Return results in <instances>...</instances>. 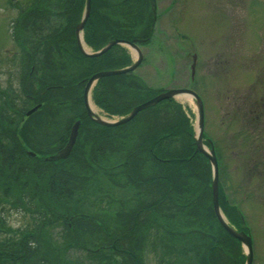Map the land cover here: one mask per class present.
I'll list each match as a JSON object with an SVG mask.
<instances>
[{
    "label": "trees",
    "instance_id": "1",
    "mask_svg": "<svg viewBox=\"0 0 264 264\" xmlns=\"http://www.w3.org/2000/svg\"><path fill=\"white\" fill-rule=\"evenodd\" d=\"M12 5L21 9L12 24V37L23 48L22 55L15 56L13 61L19 58L24 63L27 59L29 67L25 73L18 70L22 94L29 99L21 111L26 112L34 103L30 95L63 102L60 107L48 106L27 118L20 129L21 138L25 137L27 147H33L31 141L38 139L47 125L63 112L72 118L69 127L73 120L81 119L82 124L69 158L59 162L45 159L42 162L26 154L14 135L7 137L10 145L0 139V186L4 179L20 191L18 203L13 207L25 209L21 206L23 201L37 223L36 231L61 224L65 244L83 250L89 238L105 235L100 203L110 201L117 185L139 188L144 192L143 198H138L141 204L135 209L127 207L124 212L126 229H135L139 221L147 229L150 219L146 216L151 213L154 218L150 227L156 228V233L163 232L167 252L181 253V248L185 253L183 244L187 235L186 244L191 241L187 248L196 258L194 264H207L205 254L214 238L203 231L213 234L220 228L224 239H230L234 245L236 260L244 262L239 241L224 229L215 214L212 165L205 154L196 150V131L184 106L175 99H167L144 109L124 125L108 127L96 123L86 113L83 92L86 80L100 70L132 64L127 49L115 46L99 57L82 53L76 39V25L82 18L84 0H58L54 4L52 0H26L22 6L18 1H12ZM53 15L63 24L53 26ZM151 15L148 0H92V12L84 30L85 42L98 51L114 38L151 40ZM36 71L40 74L35 87L29 80ZM92 91L98 107L120 117L160 92L147 86L134 72L100 78ZM13 104L10 99L0 104V130H10L17 124L18 120L7 112ZM115 157L118 159L114 161ZM34 160L38 163H33ZM201 184H205L203 188ZM2 190L9 193L7 186ZM220 192L222 210L231 223H239L240 215L237 211L235 216L232 213L236 208L230 207L222 187ZM71 216L75 217L71 220ZM167 227L177 232L172 234ZM180 227L182 233H178ZM184 228L190 229L189 234L183 233ZM6 233L8 236L0 239V264H29L34 258L38 261L35 264H49L42 258L43 247L38 236H23L19 240L11 232ZM126 239L129 244H135V236ZM169 241H174V245L169 246ZM100 242L103 243L87 251L86 257L67 260V264H85L87 257L93 259L88 264H108L104 249L109 240ZM226 256L230 258L229 254Z\"/></svg>",
    "mask_w": 264,
    "mask_h": 264
},
{
    "label": "rangeland",
    "instance_id": "2",
    "mask_svg": "<svg viewBox=\"0 0 264 264\" xmlns=\"http://www.w3.org/2000/svg\"><path fill=\"white\" fill-rule=\"evenodd\" d=\"M12 1H18L22 6L26 0H0V91L6 89L10 102L15 104L7 112L18 121L11 128H7L11 131L18 130L21 146L25 143V137L21 138L20 129L28 116L22 115L21 118L18 112L25 109L29 99L22 94L18 69L25 73L29 67L25 70L18 68L15 61L14 77L8 72L11 69L7 63L8 57L21 53L19 45L12 37V24L19 17L21 9L13 6ZM57 1L52 0V3ZM157 3L160 19L156 23L151 41L141 45L146 59L134 71V75L142 78L150 88L165 91L175 87H191L203 98L204 132L208 139H212L217 151L223 192L231 207L237 205V209L232 212L234 216L238 209L243 212L245 223L253 235V264H264V147L261 145L264 126L260 123L264 122V0H157ZM51 19L53 26L62 22L56 15L51 16ZM85 48L91 50L87 46ZM127 51L132 60L136 58L137 52L134 48L127 47ZM195 53L198 54L199 60L195 83H191L193 60L189 54ZM35 73L29 84L32 83L36 87V78L40 73ZM176 99L184 106L195 131L198 130V108L193 98L186 101L179 97ZM3 100L0 97V104ZM91 101L94 102L93 97ZM33 104L28 108L35 107ZM94 104L98 108L95 113L101 118L112 122L120 119V116H111L95 102ZM258 112L261 118L255 119ZM71 120L69 116L67 120L63 119L58 130L65 124L70 125ZM253 123H260V129L257 128L256 132L253 131ZM2 125L6 126L5 122ZM205 147L210 150L208 143H205ZM31 150L36 151L32 147L27 151L24 149L28 155ZM48 157H45V160H49ZM117 159L118 157H115L114 161ZM114 161L113 163H116ZM25 163H28V160ZM33 163L37 164L38 161L34 160ZM250 172L256 174L251 177V174L248 175ZM1 182L0 239L8 236L6 232H11V235L19 240H22L20 238L23 236L36 234L39 244L43 247L42 258L49 264L50 261L51 264H67V260L84 258L88 255L87 251L103 243L100 242L104 239L103 236L97 235L89 238L86 249L68 247L62 238L64 233L61 231V224L48 225L41 232L36 231L37 223L23 201L21 206L25 209L13 207L19 200L18 188L4 179H1ZM6 186L8 194L2 190ZM139 192L132 189L128 194L116 189L110 196L111 202L106 201L115 204L120 196L126 198L123 199L126 202L127 196L133 193L135 205ZM96 212L97 209H94V214ZM232 220L234 221L233 218ZM150 224L146 226L148 232L152 228ZM181 230L180 227L179 231ZM111 239L113 238H108V244L112 243ZM92 260L85 258V264L92 263ZM147 260V264H159V259L154 255ZM36 262L38 261L34 258L29 264Z\"/></svg>",
    "mask_w": 264,
    "mask_h": 264
},
{
    "label": "flooded vegetation",
    "instance_id": "3",
    "mask_svg": "<svg viewBox=\"0 0 264 264\" xmlns=\"http://www.w3.org/2000/svg\"><path fill=\"white\" fill-rule=\"evenodd\" d=\"M157 7H158V11H157L158 17L155 21L156 23H158V21L160 19L159 18V16H160L159 5H157ZM167 10H168V8H167ZM91 12H92V9H91ZM146 23H148V22H146ZM152 23L156 24V23H154V14L151 15V24ZM120 38L124 39V40H128V41L131 40L132 42H135L136 47H138V49H140L142 54H143L144 58H143L142 62L145 61L146 57L144 56L143 49H142L141 45L146 44V42L148 40L147 37H145V38L144 37H141V38L140 37H134L130 40L122 38V37H120ZM120 38H114L113 40L120 39ZM120 45L125 47L123 44H120ZM120 45H114L113 47L120 46ZM125 48L127 49V47H125ZM19 49L22 50L23 48L19 47ZM111 49H112V47H111ZM27 51L28 52L30 51V47L27 48ZM22 53L23 52L21 51L20 55H22ZM189 55H190V57H192V60H193L192 63H193L194 62V56L191 54H189ZM15 56L16 55H14V56L12 55L11 57H8V60H7V63H9L11 66V69H9L8 72L12 77H14L13 75H14V66H15L14 64L15 63H13L14 62L13 58ZM41 58H42V56L39 57V60ZM16 63H17L16 67L21 68L23 70L26 69L27 64H28L27 59L23 63V62H21V60H19V58L16 60ZM141 65H142V63H141ZM110 69H104V70H110ZM87 80H86L85 86L87 84ZM9 85H10V83H9ZM85 86H84V89H85ZM0 87H1V85H0ZM0 94L4 96V98H3L4 100H7L9 102L10 98H9V95H7L6 89L4 91H0ZM41 94H42V96L43 95L45 96L44 93H41ZM30 97H31L32 101L34 102L33 105L35 107L38 106V110L36 112H34L37 114H38V112L42 111L43 109H46L48 106H52V108L54 109L53 106L60 107L61 105H63L62 104L63 102H61V101L56 102L55 100L46 99V98L39 99L38 96H32V95H30ZM33 105L31 107H33ZM11 109H12V107H11ZM29 109L30 108H28L27 111ZM27 111L24 113L18 112V115L21 116V118H22V115H26ZM34 113H32V114H34ZM86 113H87V111H86ZM31 115L28 116V119H29V117L30 118L32 117ZM67 117H68V115L65 112L59 113V116H57L53 120V122L49 123V125H47L48 127L41 133V136H39L38 139H34V142L30 140L31 144L34 145L32 148L36 149V151H34L35 156H32L30 154L32 157L38 158L39 160H42V162H43L45 157L53 155L57 151L61 150V148L63 149V147H65L66 143L69 141V138H70V132H71L72 125L69 127V125L65 124L64 127L60 128V130H58V129H59V126H60L62 120L63 119L67 120ZM260 118H261V115L259 116V112H258V116H256L255 119H260ZM77 121L81 122V119H78ZM75 122H76V120H73V122H72L73 125ZM260 123L262 124V126H264V122L263 123L260 122ZM260 123H258V124L253 123V126H254L253 131L254 132H256L257 128L260 127L259 126ZM80 129H81V126H80ZM80 129H79V132H80ZM79 132H78V134H79ZM9 133H10V135H9ZM11 135H14L16 138L15 140L19 141V138L17 136L18 130L17 131H11L8 129H6V131L0 130V139H1L3 144L10 145V141L8 140L7 137L11 136ZM255 140H258V139H255ZM22 145L26 149V151L30 147V146L27 147V145H28L27 143L26 144L22 143ZM261 145L264 147V139H262ZM31 151H28V153H30ZM68 158H65V159H68ZM51 161L57 162V160H51ZM46 162H48V161H46ZM250 174H251V177H253V175L256 173L250 172L248 175H250ZM116 189H117V191L118 190L123 191V192L128 193V194L132 192V188L130 186H127V188L126 187L124 188L123 186L117 185ZM138 190L140 191L138 197H141L140 199H142L143 198L142 194H144V192H142L139 188H137V190L134 189L135 192H138ZM118 197L119 198L117 199L116 203L114 204V206H115L114 208L112 207L113 204L109 203L108 201H103L100 203V205H101L100 208H102L101 214L104 216L103 218L105 219V221H104V223H105V235L103 237L105 240H108V238H114L112 243L109 244L107 247H105V251H107L108 262H110L109 264H133V260H131L129 258L130 256L135 260V264H147V261H148L147 259L149 257H151V255H154L156 257V259H159V264H194L195 263L194 261L196 258L193 256V252H191L187 248L191 245V241L186 244V236L187 235L184 236L185 241L183 244L184 248L186 249L185 253L182 252L181 248H179L181 253H176L173 251L172 252L166 251V243L164 241L163 232L159 233V231H158L156 233V231H157L156 228H151L149 230L150 232H148L146 229L143 228L144 224L143 223L140 224L142 221H139L136 224V226L133 227L135 229H133V230L130 228H129V230L126 229L127 227L125 226L124 218H123L124 212H126L127 207H129L130 209L131 208L135 209L136 206L140 205L141 203L139 201H137L135 206L133 205V203H134L133 193L130 196H127L126 203H124L125 201L123 200L126 198H122L120 196H118ZM149 200H150V197H149ZM77 215L79 216L80 214H76V216ZM74 217L75 216H71L70 217L71 220ZM146 217H149L150 221L154 218L153 214H151V213H149ZM147 225H148V223H147ZM129 227H131V226H129ZM236 227H238V226L236 225ZM167 229L170 232H172V234H173V232H177V230L173 231L169 227H167ZM37 231L41 232V230H37ZM189 231H190L189 228L183 229V233L186 232L187 234H189ZM178 233H182V232L178 231ZM203 233H205L206 235L209 234L214 238V243L207 248V251L205 254L207 264H246V260L248 259V255H246L244 246H243L242 242L239 241L238 238H235L231 234L235 239H237L240 242V244H242L244 255H246L244 262H242V263L238 262V260H236V255L234 254V251H233L234 245L230 244V242H231L230 239H228V238L224 239V237L222 235V231L220 228H218V231L214 232L213 234L208 232L207 230H204ZM33 236H37V235L33 234ZM129 236L133 237V239L135 236V244H133V243L129 244L128 243L126 238ZM142 236L145 237V239L143 241L141 239ZM189 238H190V236H189ZM118 239L121 240L119 243L117 241ZM169 242H171V243H169ZM169 242H168L169 246L174 245V241H169ZM178 245H180V244H178ZM227 254H229L231 259L233 258L232 262H229L230 258L227 259V256H226ZM253 255H254V251H253ZM254 261H255V255H254V258H253V261L251 264H253Z\"/></svg>",
    "mask_w": 264,
    "mask_h": 264
},
{
    "label": "water",
    "instance_id": "4",
    "mask_svg": "<svg viewBox=\"0 0 264 264\" xmlns=\"http://www.w3.org/2000/svg\"><path fill=\"white\" fill-rule=\"evenodd\" d=\"M92 0H86L85 2V10L84 13L82 15V20L77 24L76 28V38L78 39V45L79 48L81 49V51L86 55V56H92V57H99V55L106 53L107 51H109L111 49V47H113L114 45H120V44H124V45H128L130 47L136 48L137 50V60H135L134 63H132V65L128 66V67H124L121 69H110V70H103L100 71L98 73L93 74L91 77H89L88 82L85 86L84 89V102L86 104V108H87V113L89 114L90 118H93L94 121H96L99 124H103L106 126H118V125H124V123H128L129 121H131L139 112L144 111L145 108L151 107V106H155V104H158L162 101H165V99H170V98H175L178 96H189L191 98H193L197 108H198V130L196 133V150L197 152H201L203 154H205L209 160H211L212 162V171H213V185H212V192H213V197H212V203H214V211L215 214L217 215V218L220 222V224L223 225L224 228H226V230L232 234L235 238L237 237L240 241H242V243L245 245L246 249H247V255H248V259L246 264H251L254 258L253 255V244H252V238L249 234H245L243 231H238L237 229H235L231 224H229L226 216L224 213H222L221 210V203H220V181H219V161L217 160V155H216V151L214 150L213 147H211L210 151L206 149L205 145H204V139H203V133H204V125H205V107H204V103L202 100V97H200L198 95V93H196L193 89L191 88H175V89H170V90H165V92H161L157 95H155L153 98H151L148 101H145L142 104H139L137 106H135L132 109V112L129 113L126 116H123L122 118H120L119 120H115L113 122L108 121L104 118H101L100 116H98L91 108L90 104V99H91V89L94 87V85L99 81L100 78L102 77H109L111 75H121V73H129L132 72L134 70L137 69L138 66L141 65L142 60H143V54L141 52L140 49H138V47H136L135 42H132L131 40H124V39H115V40H111L109 41V43L104 46L102 49H100L98 52H90L87 51V49L84 48V43H83V31H84V27L89 19V15L92 9L91 6ZM150 3H152V12L154 14V23L157 19L158 13H157V5L158 3L156 2V0H150ZM197 54L194 55V63L192 64V77H195V72H196V61H197ZM38 110V106L29 110L27 112V115H31L32 113H34L35 111ZM80 121H77L74 123V125L71 128V132H70V138L69 141L67 142V144L65 145V147L63 149H61V151H59L57 154L51 156V159L54 160H61V159H65L68 158V156L72 153V150L74 149V145L77 142L78 139V132L80 129ZM50 159V160H51Z\"/></svg>",
    "mask_w": 264,
    "mask_h": 264
},
{
    "label": "bare ground",
    "instance_id": "5",
    "mask_svg": "<svg viewBox=\"0 0 264 264\" xmlns=\"http://www.w3.org/2000/svg\"><path fill=\"white\" fill-rule=\"evenodd\" d=\"M182 101H186L187 99H190L191 97L189 96H178ZM191 100V99H190ZM91 108L94 112H98V108L95 106L94 102L91 101Z\"/></svg>",
    "mask_w": 264,
    "mask_h": 264
}]
</instances>
